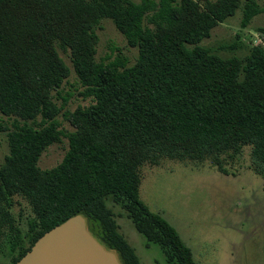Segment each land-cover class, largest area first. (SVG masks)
I'll return each mask as SVG.
<instances>
[{
    "label": "trees",
    "instance_id": "obj_1",
    "mask_svg": "<svg viewBox=\"0 0 264 264\" xmlns=\"http://www.w3.org/2000/svg\"><path fill=\"white\" fill-rule=\"evenodd\" d=\"M239 6L241 27L264 13L256 0H0V113L13 117L10 128L0 124L8 147L0 164L6 264L74 214L119 264L141 263L117 215L168 264H196L175 229L139 199L137 167L208 159L226 173L224 160L249 146L254 171H264V47L252 45L242 61L198 45ZM102 18L136 48L132 64L118 53L95 59ZM58 49L68 55L78 94L89 99L61 112L73 127L67 133L56 119L70 96L60 92L69 68ZM61 136L62 158L40 169L41 152ZM14 195L31 212L22 226L10 211Z\"/></svg>",
    "mask_w": 264,
    "mask_h": 264
},
{
    "label": "rangeland",
    "instance_id": "obj_2",
    "mask_svg": "<svg viewBox=\"0 0 264 264\" xmlns=\"http://www.w3.org/2000/svg\"><path fill=\"white\" fill-rule=\"evenodd\" d=\"M197 1L203 5L204 0ZM256 2L264 5V0ZM240 17L241 6L213 26L209 36L202 38L198 45L220 57L235 55L242 61L252 45L264 47V13L256 14L245 27L240 26ZM95 32L96 60L112 58L118 53L127 58V65L134 62L136 48L126 43L109 19H100ZM57 51L69 68L60 92L70 96L56 116L59 129L67 133L73 127L61 112L86 105L89 99L78 94L81 86L68 55ZM12 120V116L0 113V124L10 128ZM66 148L67 139L61 136L59 142L41 152L37 166L47 169L56 165ZM7 152L6 133L0 131V164ZM223 164L226 173L218 171L208 159L161 158L155 165L144 162L137 167L138 197L175 229L196 264H264V171H254L249 146H243L239 156L226 159ZM10 211L20 226L31 217L28 203L20 195L11 198ZM114 211L120 212L116 207ZM115 220L141 264H168L159 247L147 244L128 219L117 215ZM0 264H6V260L0 257Z\"/></svg>",
    "mask_w": 264,
    "mask_h": 264
},
{
    "label": "water",
    "instance_id": "obj_3",
    "mask_svg": "<svg viewBox=\"0 0 264 264\" xmlns=\"http://www.w3.org/2000/svg\"><path fill=\"white\" fill-rule=\"evenodd\" d=\"M14 264H119L87 231L80 214L67 217L38 236Z\"/></svg>",
    "mask_w": 264,
    "mask_h": 264
}]
</instances>
